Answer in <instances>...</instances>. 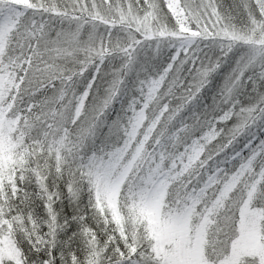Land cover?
I'll return each mask as SVG.
<instances>
[{"label":"snow or ice","instance_id":"obj_1","mask_svg":"<svg viewBox=\"0 0 264 264\" xmlns=\"http://www.w3.org/2000/svg\"><path fill=\"white\" fill-rule=\"evenodd\" d=\"M0 264H264V0H0Z\"/></svg>","mask_w":264,"mask_h":264},{"label":"trees","instance_id":"obj_2","mask_svg":"<svg viewBox=\"0 0 264 264\" xmlns=\"http://www.w3.org/2000/svg\"><path fill=\"white\" fill-rule=\"evenodd\" d=\"M225 3L226 4H231L232 3V0H225Z\"/></svg>","mask_w":264,"mask_h":264}]
</instances>
